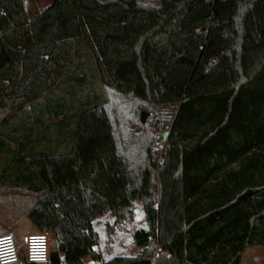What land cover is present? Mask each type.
I'll return each instance as SVG.
<instances>
[{"label": "trees", "instance_id": "1", "mask_svg": "<svg viewBox=\"0 0 264 264\" xmlns=\"http://www.w3.org/2000/svg\"><path fill=\"white\" fill-rule=\"evenodd\" d=\"M83 39L101 102L80 98L83 78L64 92L56 83L77 69L43 67L57 51L73 59ZM53 94H64L61 109L42 117L39 99ZM165 107L175 109L169 120ZM1 112L0 186L36 195L26 215L52 236L50 264L100 260L94 222L111 214L120 227L136 200L143 251L106 264H155L158 251L169 264H242L264 246V0H55L33 21L27 0H0ZM167 126L158 165L153 147ZM6 147L16 153L4 164Z\"/></svg>", "mask_w": 264, "mask_h": 264}, {"label": "rangeland", "instance_id": "2", "mask_svg": "<svg viewBox=\"0 0 264 264\" xmlns=\"http://www.w3.org/2000/svg\"><path fill=\"white\" fill-rule=\"evenodd\" d=\"M164 112L165 115L163 117L166 120H169L175 114V109L173 107H165ZM2 115H4V113L1 112L0 117ZM150 119L151 118H149V121ZM67 120L68 119H66V121ZM59 125L63 126V123H60ZM147 128L149 132H152L151 134H157V129L154 127L153 123L149 122ZM131 130L136 135L141 132V128L137 124H133ZM42 136L43 135L40 136L41 138H39V141L40 139L42 140ZM39 148L40 144H34L33 148L27 152V157H34V154L37 153ZM14 153L16 152H12L9 147L3 149L2 156L4 164H6L8 158ZM26 162L27 161H25V159L16 162L13 169L10 171L12 172L11 174L19 172V168H23ZM27 168L29 171V167ZM0 173H3L2 170ZM35 202L36 198L32 195L24 194L19 191L9 192L3 189L0 190V227L4 229V234H13L17 237V240L21 242L26 233L37 232L32 221L26 215V212H24L28 206ZM114 221L115 218L111 214H106L96 220L94 225L100 235L97 251L99 255L102 256V260L97 261L92 259L90 261H86V264H97L98 262L99 264H106L108 261L117 257L134 258L143 251V247L138 243V239L136 238V232L141 230L148 231L144 202L140 200L135 201L133 215L131 217H127L122 222L120 227L119 225L115 227ZM7 229H9V231H7ZM109 229H111V232H109ZM53 247L54 241L52 239V249ZM160 254L162 253L159 251L156 253L155 259L157 261L155 264H159L160 261H164V259H160ZM165 254L167 257L169 256L168 253L165 252ZM161 264L169 263L164 261ZM242 264H264V246L248 248L243 255Z\"/></svg>", "mask_w": 264, "mask_h": 264}, {"label": "crops", "instance_id": "3", "mask_svg": "<svg viewBox=\"0 0 264 264\" xmlns=\"http://www.w3.org/2000/svg\"><path fill=\"white\" fill-rule=\"evenodd\" d=\"M54 1L55 0H27V11H28L30 20L31 21L36 20L41 14L46 13L49 10V8L52 6ZM100 1L101 2H107L110 0H100ZM139 2H141L142 4H153V5L159 6L161 0H139ZM64 53H65V51H57L56 52V54H57L56 60H47L45 65L43 66V67L57 68V69L75 68L78 70V73H76L74 75L72 73H69L68 71H65V74L56 81V83H58V84H60V86H62L63 92L65 91L64 84L65 83L67 84L69 79L76 78L77 81H79V78H83L81 87L79 89L80 93H81L80 98L82 100H85L88 97V93H90V95L92 97L91 100H93V102L94 101L95 102L104 101L103 91L105 92V89L102 86L101 81L99 80V76H98L99 66H98V63L95 59L94 50L91 48L89 43L84 39L80 40L79 45L77 47H74V49L72 50V53L74 54L73 59H71L69 61L65 60V54ZM105 96H106V93H105ZM40 100H46L45 102H43L42 105H39L40 115L43 117V116H46L47 112L50 110V108L52 106H58V109H61V106H59V104L63 100H65V96H64V94H53L52 96H50L49 99H47V95H45L44 97L39 99V101ZM28 107H29V110H31V103H29ZM14 114H15V111H13V115ZM59 118H61V117H59ZM20 133H21V137H19V139H23V137H24L23 133L24 132L21 131ZM67 137H68V135H66V136L62 135V136H60V139L58 137V142L59 143L66 142ZM48 138L46 137L44 139L47 140ZM15 148H16V145L13 144L12 149H15ZM17 175L18 174H16V175L11 174V179H13V177H16ZM1 189L7 190L9 192L10 191H13V192L19 191V192H22L24 194L32 195V196H34V198H36V195L34 193L27 191V190H24V189H18V188H13V187L12 188H2L0 186V190ZM35 203L28 206L24 210V212H26V214H27L34 207ZM95 222H94V224H95ZM5 228H7V227H5ZM7 231H9V229H7ZM3 234H4V229H2V227H0V235H3ZM163 254L166 256L165 253H163ZM100 258H101L100 260H102L101 255H100ZM88 260L90 261V260H92V258H86L84 260V264H86V261H88ZM100 260H97V261H100ZM97 264H99V262Z\"/></svg>", "mask_w": 264, "mask_h": 264}, {"label": "built area", "instance_id": "4", "mask_svg": "<svg viewBox=\"0 0 264 264\" xmlns=\"http://www.w3.org/2000/svg\"><path fill=\"white\" fill-rule=\"evenodd\" d=\"M170 130L171 126H167L164 136L154 145L153 151L158 157V165L165 162L164 154ZM51 252L50 233H26L21 242L13 234L0 235V264H50ZM162 254L159 255L160 259H167Z\"/></svg>", "mask_w": 264, "mask_h": 264}, {"label": "water", "instance_id": "5", "mask_svg": "<svg viewBox=\"0 0 264 264\" xmlns=\"http://www.w3.org/2000/svg\"><path fill=\"white\" fill-rule=\"evenodd\" d=\"M147 117H148V113L147 112H143L142 115H141V120L144 121Z\"/></svg>", "mask_w": 264, "mask_h": 264}]
</instances>
